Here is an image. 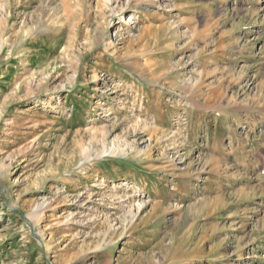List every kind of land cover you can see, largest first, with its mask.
<instances>
[{"label": "rangeland", "instance_id": "rangeland-1", "mask_svg": "<svg viewBox=\"0 0 264 264\" xmlns=\"http://www.w3.org/2000/svg\"><path fill=\"white\" fill-rule=\"evenodd\" d=\"M0 264H264V0H0Z\"/></svg>", "mask_w": 264, "mask_h": 264}]
</instances>
